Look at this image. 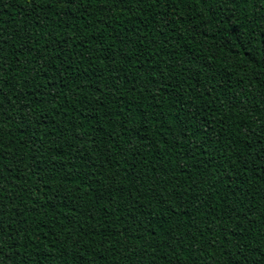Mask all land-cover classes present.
Wrapping results in <instances>:
<instances>
[{
    "label": "trees",
    "instance_id": "obj_1",
    "mask_svg": "<svg viewBox=\"0 0 264 264\" xmlns=\"http://www.w3.org/2000/svg\"><path fill=\"white\" fill-rule=\"evenodd\" d=\"M0 264H264V0H0Z\"/></svg>",
    "mask_w": 264,
    "mask_h": 264
}]
</instances>
